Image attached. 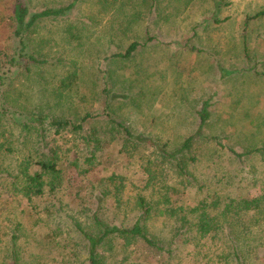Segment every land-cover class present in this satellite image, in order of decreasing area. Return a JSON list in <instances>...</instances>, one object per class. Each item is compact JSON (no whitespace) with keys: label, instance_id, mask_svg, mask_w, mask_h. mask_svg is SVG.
I'll return each instance as SVG.
<instances>
[{"label":"rangeland","instance_id":"rangeland-1","mask_svg":"<svg viewBox=\"0 0 264 264\" xmlns=\"http://www.w3.org/2000/svg\"><path fill=\"white\" fill-rule=\"evenodd\" d=\"M26 1L32 13L74 4L66 15L44 20L28 35L29 52L47 63L22 60L18 67L16 62L13 79L6 77L10 80L9 95L8 84L4 85L11 100L43 115L40 123L48 130L52 146L58 140L70 162L79 154L83 164L89 144L81 136L62 139L55 135L50 126L54 117L90 113L96 116L93 127L109 139L112 134L106 133L104 126L108 127L105 116L111 114L137 133L170 141V148L175 149L197 131L204 103L209 104L211 115L205 134L219 137L238 153L264 147V18L253 19L264 9V0ZM13 12V0H0V52L10 56L16 47L11 38ZM148 37L156 39L144 44ZM134 41L143 45L131 58L112 59ZM6 72L8 67L0 73ZM92 124L84 135L91 133ZM104 150L100 165L87 174L66 163L64 187L56 198L36 202L34 210L26 201L7 194L6 209L0 207V214L8 210L13 219L23 222L19 234L26 251L21 264H87L85 242L75 225L87 227V209L99 207L88 191L97 196L102 182L112 186L111 175L124 178V200L136 194L151 196L147 170L159 180L177 182L172 164L162 165L167 173L153 169L149 157L152 150L147 147L128 152L117 139ZM22 153L1 157L0 164L13 170ZM188 154V158L196 157L188 164L200 180H207L206 190L220 180L222 186L230 187L226 189L248 199L263 193L264 155L238 158L213 141L194 144ZM195 191L197 188L188 190L187 203L199 199ZM249 219L245 216L244 224ZM34 220L39 221L36 224ZM169 225L164 230L162 219L150 224L162 237L171 231L172 222ZM3 226H8L6 219ZM252 231L250 242H264V222L253 226ZM113 243L116 254L111 255L107 247L100 251L108 257L107 264H140L145 256L138 245H133L128 252L135 254L127 258L122 242ZM173 250L178 264H216L213 254L208 252L207 258L204 249L200 253L192 246L180 245ZM8 262L13 264L10 259ZM246 264H264V248L259 247Z\"/></svg>","mask_w":264,"mask_h":264},{"label":"trees","instance_id":"trees-1","mask_svg":"<svg viewBox=\"0 0 264 264\" xmlns=\"http://www.w3.org/2000/svg\"><path fill=\"white\" fill-rule=\"evenodd\" d=\"M13 4L11 38L16 47L12 56L0 52V72H4L8 67L5 75L0 73V158L6 159L11 154L23 151L25 153H22L17 168L13 170L9 165L0 164V174L3 175L0 178V207L6 209L7 194L11 199L14 197L26 201L31 210H34V204L44 197L56 198L64 187L66 163L74 166L82 175L87 174L100 165V159L106 155L104 152L106 145L119 139L123 150L128 152L143 147L151 149L152 154L149 157L156 172L164 170L167 173L168 170L162 165L172 164L170 167L174 171V182L176 179L177 182L174 184L166 178L159 180L158 176L147 170L148 183H151L153 190L150 197L136 194L133 198L124 200L122 193L124 178L116 174L109 177L112 186L101 183L97 196L92 190H87L93 200L99 203L96 210L92 206L87 209L90 213L87 224L85 223L87 227L80 223L75 225L77 233L85 242L87 264H107L108 257L100 251L107 247L106 251L111 255L116 254L114 241L122 242V252L127 258L135 254L129 253L128 248L138 245L142 255H145L143 260H139L140 264H178L174 262L177 258L174 254L177 252L173 247L180 245L192 246L194 251L200 250V253L204 249L207 258L211 252L216 264H246V260L251 258L259 247L264 248V242L253 244L249 241L253 233L252 227L264 222V190L260 196L248 199L226 189L230 187L226 184L222 186L220 180L206 190L204 186L207 180H200L188 164L189 161L193 163L196 161V157L188 158V152L192 150L194 144L200 142L213 141L217 147L238 158L258 153L264 155V147L238 153L220 142L219 137L205 134L204 128L211 116L208 103H204L198 114L200 124L197 131L175 149L170 148V141L161 142L162 138L159 136L137 133L127 123L114 118L111 114L105 116L108 127H104L106 133L112 135L111 138L105 139V132L102 133L98 127H93L96 116L90 113L54 117L50 125L54 129V134L61 136L62 139L68 135L81 136L82 140L89 144V149L87 148L85 152L87 158L83 164H80L79 154L70 162L66 153L61 151L58 140L55 141L56 146H52L48 139V130L40 123L44 119L43 115L33 110H25L23 104L11 100V96L5 94L4 85L13 79L16 62L18 67L22 60L30 64L47 63V60H39L29 52L28 35L44 20L66 15L74 8V4L35 13L31 12L26 0H13ZM260 18H264V9L253 16V19ZM73 38L79 39L78 36ZM155 39L148 37L144 44ZM142 45L141 42L134 41L124 52L114 54L112 59H129ZM245 49L247 50L246 46ZM9 85L8 95L11 89ZM91 124V133L84 135ZM31 140L33 141L30 143ZM16 142L21 144L15 145ZM69 152L70 149L68 154ZM35 167L38 170L33 171ZM224 179L222 177V180ZM192 188H197L194 193L200 194L194 204L187 203L188 190ZM8 213L6 210L0 214H7L5 218L0 216V264H6L7 259L13 264H21L23 253L26 251L21 247L22 238L19 234L23 222L19 218L13 219ZM247 215L250 218L249 223L244 224L246 223L244 217ZM19 216L18 213L17 217ZM5 219L8 224L6 227L3 226ZM157 219H162L164 230H167L172 222L171 231L165 234L168 236L162 237L153 230V226H150L152 221ZM34 221L37 224L39 220ZM205 239H208L209 243L202 244L201 241ZM206 264L211 262L208 261Z\"/></svg>","mask_w":264,"mask_h":264}]
</instances>
